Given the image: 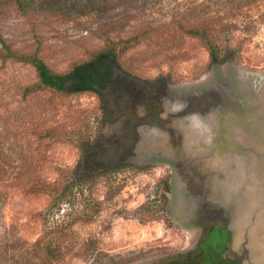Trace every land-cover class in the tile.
I'll return each instance as SVG.
<instances>
[{"label": "rangeland", "instance_id": "obj_1", "mask_svg": "<svg viewBox=\"0 0 264 264\" xmlns=\"http://www.w3.org/2000/svg\"><path fill=\"white\" fill-rule=\"evenodd\" d=\"M0 40V264L198 261L211 229L264 264V0H0ZM105 48L101 96L34 89Z\"/></svg>", "mask_w": 264, "mask_h": 264}, {"label": "trees", "instance_id": "obj_2", "mask_svg": "<svg viewBox=\"0 0 264 264\" xmlns=\"http://www.w3.org/2000/svg\"><path fill=\"white\" fill-rule=\"evenodd\" d=\"M191 32L195 35L200 34L198 31ZM0 43H2L1 40ZM211 53L212 63H218L215 49H212ZM33 65L38 80L34 89L49 88L57 93L67 95L91 92L101 96V93L115 79L116 72L119 71L116 55L109 48L96 52L91 59L72 66L70 70L62 74L52 72L38 59L33 61ZM212 230L198 243L200 252V259L198 261H171L166 264H232L230 260H225L221 257V253H217L211 248V242L207 238L209 237L210 239Z\"/></svg>", "mask_w": 264, "mask_h": 264}, {"label": "flooded vegetation", "instance_id": "obj_3", "mask_svg": "<svg viewBox=\"0 0 264 264\" xmlns=\"http://www.w3.org/2000/svg\"><path fill=\"white\" fill-rule=\"evenodd\" d=\"M239 79H240V81L242 82V83H244V82H247V80H246V77H239ZM248 83V85L251 87V89L253 90V95H252V97H254L255 96V93L256 92H258L260 95H262V93L260 92V90L258 89V87L256 86V84H253V82L252 81H248L247 82ZM257 88V89H256ZM259 95V96H260ZM262 100L264 99L263 97H260ZM208 233H209V231H208ZM207 233V234H208Z\"/></svg>", "mask_w": 264, "mask_h": 264}]
</instances>
